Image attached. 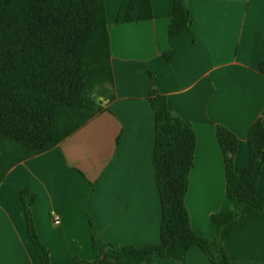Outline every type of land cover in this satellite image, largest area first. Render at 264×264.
Here are the masks:
<instances>
[{"label":"crops","instance_id":"0c3cea01","mask_svg":"<svg viewBox=\"0 0 264 264\" xmlns=\"http://www.w3.org/2000/svg\"><path fill=\"white\" fill-rule=\"evenodd\" d=\"M125 2L104 0L116 98L103 100L105 111L53 151L12 169L0 186V264H42L28 234L25 189L37 195L33 216L52 264L100 263L106 245L160 242L151 91L165 96L169 110L196 133L186 196L192 229L217 239L232 264H264V212L244 209L220 231L213 219L233 210L217 126L239 139V173L249 155L248 131L258 119L264 123V0H188L190 30L173 38L175 0H151L154 18L139 23L118 22ZM257 197L264 198V166ZM186 264L212 263L194 247Z\"/></svg>","mask_w":264,"mask_h":264},{"label":"trees","instance_id":"16d2710c","mask_svg":"<svg viewBox=\"0 0 264 264\" xmlns=\"http://www.w3.org/2000/svg\"><path fill=\"white\" fill-rule=\"evenodd\" d=\"M154 18L151 0H126L122 23ZM188 0H175L169 38L189 32ZM167 62L172 56L165 54ZM112 52L104 0H0V186L12 169L53 151L105 111L115 97ZM100 100V101H99ZM155 113L153 166L160 194V242L116 250L106 245L100 263L74 259L69 264H156L154 257L186 264L189 250H202L212 264H232L222 244L195 233L186 207L195 165L196 133L171 112L167 98L151 91ZM231 212L213 217L219 231L237 222L242 210L264 212L257 185L264 166V123L248 131L249 155L235 171L238 137L217 126ZM94 187V185H93ZM29 238L42 264H52L33 216L37 195L21 191ZM93 248L97 250L95 236Z\"/></svg>","mask_w":264,"mask_h":264},{"label":"built area","instance_id":"2783aa9c","mask_svg":"<svg viewBox=\"0 0 264 264\" xmlns=\"http://www.w3.org/2000/svg\"><path fill=\"white\" fill-rule=\"evenodd\" d=\"M54 222L58 224V223L60 222V217L55 216V218H54Z\"/></svg>","mask_w":264,"mask_h":264},{"label":"rangeland","instance_id":"374dc122","mask_svg":"<svg viewBox=\"0 0 264 264\" xmlns=\"http://www.w3.org/2000/svg\"><path fill=\"white\" fill-rule=\"evenodd\" d=\"M100 101V100H99Z\"/></svg>","mask_w":264,"mask_h":264}]
</instances>
